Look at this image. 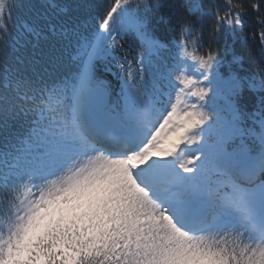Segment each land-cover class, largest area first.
I'll return each mask as SVG.
<instances>
[{"label":"snow or ice","instance_id":"snow-or-ice-1","mask_svg":"<svg viewBox=\"0 0 264 264\" xmlns=\"http://www.w3.org/2000/svg\"><path fill=\"white\" fill-rule=\"evenodd\" d=\"M89 8L0 0V264H264V67L218 73L226 34L264 60V0H105L78 14ZM160 32L177 50L166 90L145 79ZM109 57L125 73L122 103L101 121L89 101L110 95L96 76Z\"/></svg>","mask_w":264,"mask_h":264},{"label":"trees","instance_id":"trees-1","mask_svg":"<svg viewBox=\"0 0 264 264\" xmlns=\"http://www.w3.org/2000/svg\"><path fill=\"white\" fill-rule=\"evenodd\" d=\"M105 0H83V3L88 4L90 6L89 9H81L78 14L83 17H88L94 11L96 6L102 5ZM207 3V0H205ZM24 19L22 16L20 20H14L12 25H10V30L15 34L18 31L19 24ZM91 23V21H89ZM211 24L210 18H205V45L208 43V26ZM199 27V25H197ZM245 32L250 31V28H246ZM158 35L161 37V43L165 45V47L161 48L160 54L152 58L150 63L146 62L145 66V79L149 82L150 85L155 86V90H166L167 89V74L170 70H172L175 66L176 60V48L175 41L172 39V33L160 32ZM242 33L237 32L235 37L231 34H226V37L222 39L220 44V58L224 61L223 65L218 69L220 75L225 77L228 76L230 72L238 73L241 76H247L256 74L259 72L258 64L261 67H264V60L261 59L260 53L258 51V45H254L252 43L251 38H249L248 43L244 44L242 42ZM138 41L133 37L129 36L124 42V52L129 53L128 60L132 61L133 57L137 55L138 49ZM231 48L232 51H226V49ZM235 52L239 55H243V63L242 67L236 64H230L229 62L232 60V52ZM18 56L22 60H27L31 56L30 50L21 49L20 52L17 53ZM123 56V53L118 54ZM38 58V56H37ZM255 59V63L253 62ZM65 66L66 69L71 71L74 69L75 65L71 62V55L66 54L65 56ZM111 67L113 71H110L107 67L102 65L101 63H97L96 67V76L109 84L112 88H115L119 84L120 76L117 73L118 69L115 64L111 63ZM205 83H207L205 81ZM224 89V92L218 96L215 100V106L219 111H221V115L226 116L227 113L224 110L225 105V95H226V85H221ZM210 95H212L210 93ZM167 96L161 97V99L166 98ZM239 104L242 110H247L251 112L253 108L259 107L258 97L254 96L253 93L249 92L247 89L244 91L243 96L239 98ZM24 130V127L20 123L13 124L10 130L14 133H19ZM6 133L0 131V146L4 143V136Z\"/></svg>","mask_w":264,"mask_h":264},{"label":"rangeland","instance_id":"rangeland-1","mask_svg":"<svg viewBox=\"0 0 264 264\" xmlns=\"http://www.w3.org/2000/svg\"><path fill=\"white\" fill-rule=\"evenodd\" d=\"M110 59H112L113 60V63H116V65H117V67H118V70H119V75L121 76V82H120V88H121V84H122V82H123V78H124V75H125V73H124V71L120 68V63H121V61H119V60H116V59H114V58H112V57H109V59L107 60V61H101V63L104 65V66H109V60ZM119 61V62H118ZM136 64L134 63L133 64V69L135 70V68H136ZM218 73H219V70H218ZM220 74V73H219ZM109 89H110V87H108ZM120 88L118 89V93H116V92H114L113 91V98H112V104H110V106L107 108L108 109V112H106V121L110 118V117H112V115H113V113H112V109L113 108H115L118 104H121L122 102L120 101V99H119V93H120ZM111 90V89H110ZM112 91V90H111ZM164 101V106H166L167 105V102H168V97L165 99V100H163ZM191 101L192 102H197L198 103V101H197V99L195 98V97H192L191 98ZM193 147H195V146H193Z\"/></svg>","mask_w":264,"mask_h":264},{"label":"water","instance_id":"water-1","mask_svg":"<svg viewBox=\"0 0 264 264\" xmlns=\"http://www.w3.org/2000/svg\"><path fill=\"white\" fill-rule=\"evenodd\" d=\"M108 101L109 95L102 98H94L89 101V108L91 113L99 120H102L101 112L108 105Z\"/></svg>","mask_w":264,"mask_h":264},{"label":"bare ground","instance_id":"bare-ground-1","mask_svg":"<svg viewBox=\"0 0 264 264\" xmlns=\"http://www.w3.org/2000/svg\"><path fill=\"white\" fill-rule=\"evenodd\" d=\"M104 119H105V121H106V115L104 114Z\"/></svg>","mask_w":264,"mask_h":264}]
</instances>
